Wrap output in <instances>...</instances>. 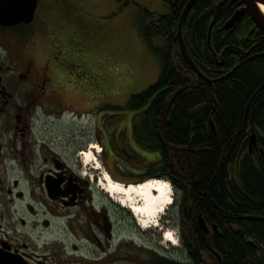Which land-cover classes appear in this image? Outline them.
Wrapping results in <instances>:
<instances>
[{
  "label": "flooded vegetation",
  "instance_id": "af4514ba",
  "mask_svg": "<svg viewBox=\"0 0 264 264\" xmlns=\"http://www.w3.org/2000/svg\"><path fill=\"white\" fill-rule=\"evenodd\" d=\"M245 7L244 0H220L212 11L233 14ZM32 23L0 26V264H224L217 250L227 235L236 238V212L223 214L212 183L203 191L192 171L164 165L173 154L161 130L162 115L155 113L158 96L69 88L65 73H57V56L48 53L57 30H30ZM20 27L25 43L16 56L13 29ZM170 108L168 102L161 105ZM215 109L206 108L208 122L216 121ZM254 132L257 144L250 151ZM239 139L245 152L234 153L233 167L219 168L234 205L237 164L249 158L264 165V128L247 121L226 148L237 150ZM89 149L95 156L87 163ZM106 174L124 183H173L175 204L161 220L159 236L156 228L143 230L140 219L103 190ZM168 225L176 226L177 248L158 241Z\"/></svg>",
  "mask_w": 264,
  "mask_h": 264
},
{
  "label": "trees",
  "instance_id": "16d2710c",
  "mask_svg": "<svg viewBox=\"0 0 264 264\" xmlns=\"http://www.w3.org/2000/svg\"><path fill=\"white\" fill-rule=\"evenodd\" d=\"M178 8L171 6V0H162L167 8L165 15H155L149 10L139 17L138 29L149 50L160 60L161 74L158 81L150 86L146 91L141 92L143 96L156 94L158 99V116L162 115V131L174 154L176 167L187 168L192 171L193 178H201V183L197 186L205 191L211 184L214 198L224 213L236 212V214H262L264 215V168L262 164L253 163L249 158L237 164L238 189L237 199L239 205H234L230 197L226 195L223 171L219 170L223 165L228 164L233 159L235 151L230 152V147L226 151V146L231 142L232 137L240 127L245 126L248 117L251 115L254 124L262 126L264 121V58L254 59L253 62L240 66L239 71L223 81L222 83L206 84L203 90L197 81L199 76L184 59L178 48V23L183 8L188 0H179ZM214 0H197L193 4L186 21L184 23V38L191 58L195 61L200 70H204L211 76L219 77L226 73L227 69L235 66L238 60L239 50L246 51L254 45V39L257 37L251 33L250 25L253 23L248 16H244L241 24L235 29L234 34L227 38L226 44L231 47V51H226L225 65L219 66L211 55L208 46V34L211 29V39L213 47L221 55L223 52L220 34L216 27H221L231 17L228 10L215 13L211 7ZM143 18V19H142ZM161 39L164 44L157 45L154 38ZM261 43H264V34H262ZM260 48V46H258ZM262 49V46H261ZM263 50V49H262ZM225 55V54H224ZM189 86L186 89V86ZM262 86V87H261ZM183 89L185 97L180 99L172 95L174 90ZM172 95V98L169 97ZM169 99V100H168ZM170 103L169 110H162L161 105ZM206 105V108L215 107L219 113L216 121L221 129L223 139L207 140L206 143L199 140L198 135L194 138L196 153L189 150L185 145L188 142L189 132L197 128L196 120L201 114L200 106ZM249 106L247 118L246 108ZM206 108L203 113L207 116ZM171 112V116L169 113ZM244 128V127H243ZM158 143V148H162ZM241 144V143H240ZM206 148L205 150H201ZM210 150V151H209ZM198 151H201L200 153ZM238 156L245 152L240 151L238 145ZM170 155L165 159L164 165H170ZM235 165V164H234ZM161 166V163L159 164ZM239 170V172H238ZM194 179V180H197ZM223 190L221 197L217 191ZM249 226V225H248ZM252 236L256 247L261 250L262 256L254 259L252 264H264V224L252 223ZM244 224V230H247ZM247 232V231H246ZM239 231L235 239H223L219 250L228 264H250L246 258L244 248L256 249L249 245L247 239L242 237ZM254 258V257H253Z\"/></svg>",
  "mask_w": 264,
  "mask_h": 264
},
{
  "label": "rangeland",
  "instance_id": "374dc122",
  "mask_svg": "<svg viewBox=\"0 0 264 264\" xmlns=\"http://www.w3.org/2000/svg\"><path fill=\"white\" fill-rule=\"evenodd\" d=\"M145 9L164 15L161 0H40L28 29L57 30L48 53L57 56V73H65L69 88L107 94L140 93L155 84L161 74L160 60L137 29ZM22 31L21 27L13 29L17 35L16 56L25 43ZM155 42L164 44L158 38ZM75 97L73 101L81 104L79 95ZM92 100L88 104L97 99ZM163 230L177 231L170 225Z\"/></svg>",
  "mask_w": 264,
  "mask_h": 264
},
{
  "label": "bare ground",
  "instance_id": "6f19581e",
  "mask_svg": "<svg viewBox=\"0 0 264 264\" xmlns=\"http://www.w3.org/2000/svg\"><path fill=\"white\" fill-rule=\"evenodd\" d=\"M220 0H214L213 3H211V7H209V9H214V5H216V3H219ZM263 12H264V6H262ZM241 10V9H238ZM236 10V12L238 11ZM235 12V13H236ZM234 13L231 15V17L225 22V24L233 17ZM249 18L251 19L253 25H250V30L251 33L257 35V37L254 39V41H251L252 43L254 42V45L252 47H250L248 50L243 51V50H239L238 52V60L237 63L235 64V66H231L229 69H227L226 73H224L223 75L219 76V77H214L211 76V74H209L208 72L204 71V70H200L201 75L195 70L193 69V67H191L199 76L198 78V82H199V86L204 90L206 87V84H208L211 81H218L222 78H230L232 76H235V74L239 71L240 66H245L246 64H249L251 62L254 61V59H263L264 58V43H261V39H262V34H264V31L262 30V28H260V26L255 23V21L253 20V18L251 17V15H249ZM225 24L222 25V28L219 29L216 27V31L218 34H220V39L222 41V46H223V53L220 55L216 49L213 47L212 44V39H211V29L212 26L209 30V34H208V48L210 50L211 55L214 57L215 62L217 63V65L219 66H223L225 65V57L226 56V51H231V47L227 46V44L225 43L227 38H230L234 32L235 29L237 28V25L232 29V30H226L225 29ZM178 34H177V40H179L178 38ZM187 45V44H186ZM257 46H262V49H259V47ZM188 47V46H187ZM186 47V48H187ZM189 50V49H188ZM190 53V52H189ZM225 54V55H224ZM193 59V58H192ZM195 62V61H194ZM190 65V64H189ZM197 65V64H196ZM191 66V65H190ZM198 69H200L198 67ZM264 79V78H263ZM188 85L186 86V89H188ZM262 87V86H261ZM264 87V85H263ZM178 95V97L180 99L183 100V98L185 97V92L183 91V89H176L172 92V95L174 96ZM249 106H247L246 108V116L245 118H247V114H248V109ZM210 109V108H209ZM201 114L198 116V119L195 121L197 124V128L194 129L189 132V137L187 139V143H186V147L193 151V152H197L194 146V138L196 135H198L199 140H201L202 138L206 137L208 140L209 139H216L217 140H222L223 137L220 136L221 135V129L219 127V124L217 121H213L212 119H210V122H208V113L207 116L203 113L200 112ZM170 115V114H169ZM171 116V115H170ZM158 118H161V116H158ZM248 121L252 122L253 116L251 115L250 117L247 118ZM217 120V119H216ZM202 121H205V124H203ZM244 127V126H243ZM243 127L238 128L236 131V133L234 134V136L231 139V142L229 143L232 144L233 143V138H237L240 136V134H242L243 132ZM260 128H264V125H260ZM202 130L204 131V133H202ZM256 136V133L254 132V134ZM252 135V136H253ZM257 138V136H256ZM168 143H173V141H168ZM241 143V144H240ZM228 145V146H229ZM240 147V151H243V149L245 148V144L243 143V141H241V139H239L237 141V147ZM229 149L226 148L223 150L224 153H226V151ZM202 150V149H201ZM235 153H237V155L239 154V152L236 150V148H234ZM199 153L201 151H198ZM94 153L93 150L87 151L85 153V161L87 163H90L91 160L94 158ZM233 160H231V162H229L228 164L223 165V167H233ZM258 164H262L260 161L258 162ZM262 168H264V166H262ZM237 172V171H236ZM239 172V170H238ZM238 182V175H237V181ZM101 187H103L104 191H106L108 194L112 195L114 198V200H116L120 205L128 208L132 213H134L137 217H139L142 228L144 230H149L155 226L158 225L159 222V218L165 214V212L169 209V207H171L173 205V201H174V195H173V187H171V183L168 181H161V180H149L143 183H139V184H128V185H124L123 183L116 181L114 179H112V177H110V175L106 174L104 178H102L101 180ZM236 189H238V186H236ZM238 190H242V186L240 187V189ZM237 194V192H236ZM238 198V197H237ZM237 205H239L238 199H237ZM225 213V212H224ZM223 213V214H224ZM228 214V213H226ZM134 215V216H135ZM236 217H234V219L236 220V224H237V229L242 233V237L247 239L248 243L250 246L254 247L256 249L252 250L248 247H245V253H246V258L248 260V262L250 264L253 263L254 259L257 257L262 256L261 250L258 249V247H256V243L253 241L254 237L252 236V223H262L264 224V215L262 214H247V213H242V214H236ZM251 217H258L261 218L260 220H251L249 218ZM151 224H153V227H151ZM244 224L249 227L247 230H244ZM249 225V226H248ZM218 227L220 229V223H217V225L215 226V228L218 230ZM247 231V232H246ZM224 237L221 236V238ZM228 238V235L224 238L226 239ZM164 240H166L169 243H174L175 245L177 244V237L175 234L171 233L170 231H166L165 232V236L163 238ZM217 252L219 253V255L222 257L224 264H228L226 259H224V256L222 255V253L220 252V250L218 249ZM254 257V258H253Z\"/></svg>",
  "mask_w": 264,
  "mask_h": 264
},
{
  "label": "water",
  "instance_id": "95a60500",
  "mask_svg": "<svg viewBox=\"0 0 264 264\" xmlns=\"http://www.w3.org/2000/svg\"><path fill=\"white\" fill-rule=\"evenodd\" d=\"M197 0H189L185 5L182 14L180 15V20L178 24V38L179 46L181 48L182 54L188 61V63L195 69L200 75V69L191 58V54L186 45L184 38V23L186 18ZM246 7L238 10L234 13L233 17L225 24L226 30H232L243 18L244 12H249L255 23H257L260 28L264 31V12L262 6H264V0H244ZM39 4V0H0V25L4 27H12L19 25L23 22L32 23L35 18V13ZM250 141V151L257 144V138L255 135L251 137ZM249 219L260 220L258 217H251ZM202 228H205V223L201 220ZM206 229V228H205Z\"/></svg>",
  "mask_w": 264,
  "mask_h": 264
},
{
  "label": "crops",
  "instance_id": "0c3cea01",
  "mask_svg": "<svg viewBox=\"0 0 264 264\" xmlns=\"http://www.w3.org/2000/svg\"><path fill=\"white\" fill-rule=\"evenodd\" d=\"M164 12H166V7L164 6ZM153 13H158V12H153Z\"/></svg>",
  "mask_w": 264,
  "mask_h": 264
}]
</instances>
